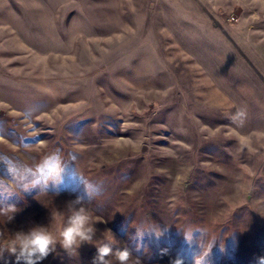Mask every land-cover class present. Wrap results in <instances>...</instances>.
Here are the masks:
<instances>
[{
  "label": "rangeland",
  "instance_id": "obj_1",
  "mask_svg": "<svg viewBox=\"0 0 264 264\" xmlns=\"http://www.w3.org/2000/svg\"><path fill=\"white\" fill-rule=\"evenodd\" d=\"M76 197L93 245L42 264H258L264 0H0V245Z\"/></svg>",
  "mask_w": 264,
  "mask_h": 264
},
{
  "label": "clouds",
  "instance_id": "obj_2",
  "mask_svg": "<svg viewBox=\"0 0 264 264\" xmlns=\"http://www.w3.org/2000/svg\"><path fill=\"white\" fill-rule=\"evenodd\" d=\"M245 115V111L238 110L231 119L242 123ZM66 204L69 215L58 236L43 225H34L27 231H16L6 245H0V259H3L7 252L15 257V264H42L56 251L57 246L69 254L76 255L83 245H93L98 229L93 223L91 211L83 205L80 197ZM7 210L16 211L14 206H8ZM4 211L0 209V212ZM13 217L14 215L9 217L10 221ZM161 235L162 233L155 237L158 239ZM111 257H115L118 264H130L132 251L128 247L114 248L111 242H104L96 247L91 264H111ZM257 261L258 264H264V256L258 257ZM171 264H184V260L177 256Z\"/></svg>",
  "mask_w": 264,
  "mask_h": 264
}]
</instances>
